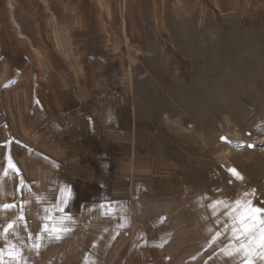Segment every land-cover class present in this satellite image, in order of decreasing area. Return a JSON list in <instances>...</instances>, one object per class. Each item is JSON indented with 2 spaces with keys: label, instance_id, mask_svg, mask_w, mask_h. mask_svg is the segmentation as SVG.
Instances as JSON below:
<instances>
[{
  "label": "rangeland",
  "instance_id": "obj_1",
  "mask_svg": "<svg viewBox=\"0 0 264 264\" xmlns=\"http://www.w3.org/2000/svg\"><path fill=\"white\" fill-rule=\"evenodd\" d=\"M237 199L264 208V0H0V264H244Z\"/></svg>",
  "mask_w": 264,
  "mask_h": 264
},
{
  "label": "snow or ice",
  "instance_id": "obj_2",
  "mask_svg": "<svg viewBox=\"0 0 264 264\" xmlns=\"http://www.w3.org/2000/svg\"><path fill=\"white\" fill-rule=\"evenodd\" d=\"M230 171L238 179H242L235 169H231ZM243 195L248 197L252 194L244 193ZM217 203L220 202L217 201ZM5 207L7 208L10 206L6 205ZM232 207L234 212L238 213L233 216V220L238 227L234 226L232 230L233 237L238 241V244L235 250L229 253V256L242 254L244 257V264H256L257 260L264 259V208L256 207L253 204L252 199H247L246 201L243 199H237ZM21 219H23V217H21ZM46 219H51V217H46ZM257 224L260 225L258 235L256 228ZM12 228H14V225L9 224L4 230L5 233ZM68 231L69 229L63 227L58 228L53 226L50 228L48 224L43 225V232L50 233L51 239L59 240L63 235L67 234ZM39 238L42 239L43 236L41 235ZM39 247V244L34 245L36 250H38ZM7 254L13 264H20L23 260V254L16 249L15 245H10L7 248ZM3 256L4 252L0 251V261H2Z\"/></svg>",
  "mask_w": 264,
  "mask_h": 264
},
{
  "label": "bare ground",
  "instance_id": "obj_3",
  "mask_svg": "<svg viewBox=\"0 0 264 264\" xmlns=\"http://www.w3.org/2000/svg\"><path fill=\"white\" fill-rule=\"evenodd\" d=\"M162 26V25H161Z\"/></svg>",
  "mask_w": 264,
  "mask_h": 264
}]
</instances>
